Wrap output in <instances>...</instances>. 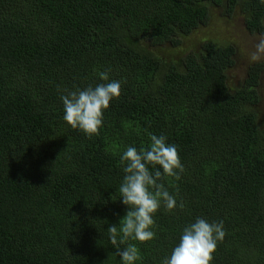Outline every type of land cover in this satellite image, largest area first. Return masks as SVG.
<instances>
[{"label": "trees", "instance_id": "16d2710c", "mask_svg": "<svg viewBox=\"0 0 264 264\" xmlns=\"http://www.w3.org/2000/svg\"><path fill=\"white\" fill-rule=\"evenodd\" d=\"M212 9L264 34L258 0H0V264H120L107 233L127 210L119 157L147 133L177 146L184 171L164 182L185 208L158 211L140 264H160L197 216L224 221L213 264H264V64L232 89L233 44L176 62L152 50L180 46ZM100 71L122 91L89 138L63 121L58 88Z\"/></svg>", "mask_w": 264, "mask_h": 264}, {"label": "clouds", "instance_id": "9594fccd", "mask_svg": "<svg viewBox=\"0 0 264 264\" xmlns=\"http://www.w3.org/2000/svg\"><path fill=\"white\" fill-rule=\"evenodd\" d=\"M258 2L264 5V0ZM261 55H264V39L257 42L250 59L257 61ZM98 75L103 82L94 86L58 88L63 121L89 138L99 134L105 113L112 102L120 98L122 91L121 81L110 79L108 71H100ZM147 135V146L129 145L119 157L123 175L116 190L118 200L127 210L118 224L108 226L107 233L120 264H140L142 256L135 242L147 244L155 240L154 217L159 210L175 214L177 209L185 208L183 200L177 199L178 189L174 194L164 182V178L179 181L184 171L177 146L169 143L166 135ZM226 235L222 219L197 216L182 227L178 242L160 264H213L218 246Z\"/></svg>", "mask_w": 264, "mask_h": 264}, {"label": "rangeland", "instance_id": "374dc122", "mask_svg": "<svg viewBox=\"0 0 264 264\" xmlns=\"http://www.w3.org/2000/svg\"><path fill=\"white\" fill-rule=\"evenodd\" d=\"M261 39H264V34L253 35L246 30L245 20L240 12L229 15L225 10L212 9L207 25L201 26L192 34L181 38L182 44L180 46L161 45L153 47L152 50L162 59L176 62L187 54H192L201 49L203 43L208 40L233 44L237 50L236 64L228 71V81L229 86L236 89L244 83L247 72L253 64H264V55H261L257 61L250 59L257 42ZM259 92L262 98L261 108H264V71Z\"/></svg>", "mask_w": 264, "mask_h": 264}]
</instances>
